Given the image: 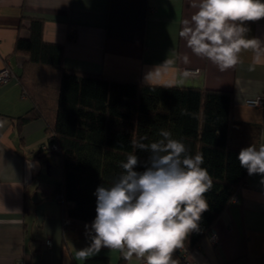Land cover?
Segmentation results:
<instances>
[{"label": "crops", "instance_id": "crops-1", "mask_svg": "<svg viewBox=\"0 0 264 264\" xmlns=\"http://www.w3.org/2000/svg\"><path fill=\"white\" fill-rule=\"evenodd\" d=\"M198 2L0 0V69L8 66L13 73L0 84V264H84L87 259L81 260L77 253L91 244L90 237L64 242L61 207L43 199L50 188V181L39 176L43 164L47 174L55 172L48 159L38 155L46 136L43 119L18 125L33 102L17 79L27 57L14 48L17 38L28 37L31 19L43 21V41L62 45L65 69L151 85L230 92L232 122L257 126L258 146L264 144V53L257 60L253 51H242L241 62L224 72L195 56L179 33ZM246 26L248 38L264 41V19ZM69 32L75 34L73 41L66 40ZM258 97H262L260 107L246 104ZM261 179L247 175L209 233L185 252L187 264H264ZM177 250L173 258L180 263ZM93 257H104L108 264H119L120 259L121 264H140L135 255L125 260L121 252L108 248L89 258Z\"/></svg>", "mask_w": 264, "mask_h": 264}, {"label": "trees", "instance_id": "trees-1", "mask_svg": "<svg viewBox=\"0 0 264 264\" xmlns=\"http://www.w3.org/2000/svg\"><path fill=\"white\" fill-rule=\"evenodd\" d=\"M42 27V20L31 19L28 37L15 43V53L27 57L17 79L33 102L18 125L41 118L45 135H52L48 151L39 148L38 155L48 164L49 159L57 160L58 176L53 175L43 199L62 197L64 242L90 237L85 225L96 216L97 187L112 185L129 153L139 157L135 170L143 171L150 153L134 148L133 142L141 137H147L143 143L155 142L164 129L182 140L189 154H203L202 167L213 179L205 194L209 210L202 215L200 231L188 237L183 250L196 248L245 183L248 173L237 156L251 144L259 147V128L232 122L230 92L151 85L65 69L62 45L43 41ZM74 39V33H67L66 40ZM52 145L58 150L52 152ZM84 264L108 261L93 257Z\"/></svg>", "mask_w": 264, "mask_h": 264}, {"label": "clouds", "instance_id": "clouds-1", "mask_svg": "<svg viewBox=\"0 0 264 264\" xmlns=\"http://www.w3.org/2000/svg\"><path fill=\"white\" fill-rule=\"evenodd\" d=\"M192 7L196 11L179 35L195 56L224 72L241 62L242 51H253L257 60L264 53V41L248 38L246 26L264 19V0H199ZM159 136L148 144L141 142L147 137L133 142L134 148L150 153L143 171L135 170L139 157L129 153L112 185L97 187L96 216L85 225L91 244L78 251L81 260L108 248L125 260L135 255L145 264H179L175 251L200 231L202 215L209 210L205 194L213 187L212 176L202 167L203 154H189L168 130L161 129ZM237 159L249 176H261L264 185V144L242 148Z\"/></svg>", "mask_w": 264, "mask_h": 264}, {"label": "built area", "instance_id": "built-area-1", "mask_svg": "<svg viewBox=\"0 0 264 264\" xmlns=\"http://www.w3.org/2000/svg\"><path fill=\"white\" fill-rule=\"evenodd\" d=\"M198 71L195 70V73H197ZM13 76V73L11 72L10 68L8 66H5L3 68L0 69V84H5L7 83L11 77ZM246 104L252 107H260L262 105V97H258L255 99H250L246 101ZM52 139V135H46L45 136V141L40 143L39 148L42 152H46L48 151V146H47V140L50 141ZM51 151L55 152L58 149L55 146H50ZM54 202H56L57 204H61L62 202V197L60 195H56L54 197ZM211 241L213 244H215L217 242V238L212 235L211 236ZM50 240H45V245L50 246ZM177 255L180 258V263L179 264H187V257L185 255V251L183 249H178L177 250ZM22 264V263H20ZM140 264H145V261L143 259H140Z\"/></svg>", "mask_w": 264, "mask_h": 264}, {"label": "rangeland", "instance_id": "rangeland-1", "mask_svg": "<svg viewBox=\"0 0 264 264\" xmlns=\"http://www.w3.org/2000/svg\"><path fill=\"white\" fill-rule=\"evenodd\" d=\"M49 160L51 161L50 162V166L55 170V173H53L52 175H51V173L47 174V172H46V164L44 163L43 164V168L41 170V174L39 176H40V179H42L44 181L48 180L51 183V181L53 179V175L54 176H58V173L56 172V166H55L57 164V160L56 159H49ZM54 197L55 196H53V198L48 199V200H52L54 202Z\"/></svg>", "mask_w": 264, "mask_h": 264}]
</instances>
